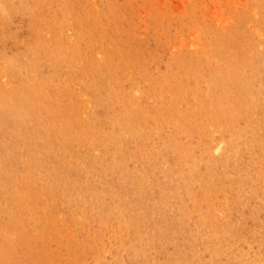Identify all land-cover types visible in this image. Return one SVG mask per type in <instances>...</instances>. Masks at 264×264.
<instances>
[{"label": "bare ground", "instance_id": "obj_1", "mask_svg": "<svg viewBox=\"0 0 264 264\" xmlns=\"http://www.w3.org/2000/svg\"><path fill=\"white\" fill-rule=\"evenodd\" d=\"M65 3L66 0H58L56 5L62 7ZM0 10L15 11V5L9 4L8 9ZM59 14L62 15L63 12ZM90 14L94 15V12ZM36 18L41 17L36 15L33 23ZM72 19L76 26L78 25L75 40L58 41L49 28L61 30L62 23L66 22L64 17L53 26L51 23L48 24L49 28L45 29L42 27L46 21L43 16V20H39L41 30L23 38L17 32L8 31V27L2 28L9 17L6 18L4 12L0 13V264L13 262L30 264L24 261V258L23 260L20 258L18 247L26 245L31 252L38 241L45 237L44 233L47 231L44 230H50L51 227L60 232L59 226L69 229L68 225L71 222L92 234L89 242L85 240L87 243L82 244L77 240L74 245L80 250L75 254L70 253L84 260L79 264H247V260L251 262L255 258L260 259V254L245 246L249 226L246 216L241 212L249 209V217L258 220L259 210L264 208L263 191L253 190L254 183L249 184L251 188L247 190H252L255 201L251 207H248L249 201L247 202L244 197L241 187L230 189L231 196L225 201L214 196L222 195L223 192L221 182L218 183L215 178L220 177L218 173L223 170L227 176L234 175L237 170L244 169L243 166L240 168L238 164H233L235 166H231L232 170L226 172L223 157L219 155L215 157L211 151L212 147L209 146L211 144L206 143L204 147L207 149L206 157L211 165L207 169L203 167L206 172L208 171L203 175L201 170L199 173V168L187 162L189 155L194 153L190 154L193 150L192 145L189 143L191 146L187 147L188 144L173 137L161 143L163 144L161 152L174 154L177 151L180 158H183L185 169L178 172L179 174L176 170H168L169 172L163 175L165 179L162 180V186L153 185L150 176H158L159 165L156 163L162 153H156L152 151L153 149L144 152L140 146L132 148L131 140L134 137L127 141L128 128L131 125L147 126L154 122L156 127L153 131L157 133L160 132L162 119H165L170 123L168 128L173 125L181 128L184 124L180 119L185 113L177 111V105L183 102V100L179 102L180 99H187L185 97L187 94H191L190 98L194 101H197V98L200 100L193 102L194 108L191 104L192 111H188L194 118L198 113L197 109L199 110L196 120L201 117L208 118L212 114L215 117L228 114L231 121L237 117L252 126L264 125V114L260 119L259 114L252 111V108L263 107L261 100L254 99L255 93L251 88L257 82L255 80L257 77L264 79V71L256 70L258 61L253 59L246 64L250 68L248 72L244 69L245 66L239 64L240 62L227 60L221 76L216 73L206 81L203 74L196 78L191 77V74H184L182 70L178 78L185 76V80L177 79L176 76L171 77L174 84L169 91H163L162 87L163 90H160L158 82L152 81L150 83L152 85L142 93L152 100L156 99L154 98L156 94H176L170 97L176 101L171 106L169 104L166 109L164 107V110L160 108L162 105L157 107L161 102L157 99L152 101L150 106H139L133 93L126 91L125 88L124 93L119 91V84L122 81L128 83L129 78H134L133 69L129 68L130 59L122 56L123 52H119V48L113 45L111 40V42L108 40L111 44L102 46L105 37L97 39L98 35H92L93 32L97 33V30L92 29L93 25L89 28L87 19L82 16ZM100 29H103L102 26ZM101 34L104 35V32ZM251 39L255 38L251 36ZM249 40H244L247 47L243 48L249 49L254 45L252 41L249 43ZM102 54H105L106 58H103ZM238 54L242 56L243 52L239 51ZM116 65L122 71L120 77L113 73ZM199 65L198 63V67ZM199 68L202 70L203 66ZM160 73L163 75V71ZM242 73L249 74L245 79H241L238 76ZM167 80H170V76ZM190 80L195 83L190 85ZM261 83L260 86L264 89V80ZM200 84L207 89V94L213 91L214 86L218 87V92L209 94L208 101L201 102L203 92ZM134 86L132 84L133 89ZM259 96L264 97L262 94ZM127 99L131 100L128 104ZM260 112H264V107ZM186 117L187 115L184 116ZM223 119L222 123L225 121ZM216 123L218 124V121ZM228 123H231L229 125L231 136H238L235 128H232L236 123L229 120ZM221 128L223 131L226 130L223 126ZM172 131L176 134L180 130L176 128ZM205 138L206 135L204 141ZM232 142L227 144L229 150H233ZM74 144L76 146L73 148H67ZM254 155L256 157L258 154ZM128 160H132L135 166L129 167ZM172 160L174 162V159ZM252 168L246 169L248 173L253 174V179L257 177L264 179V170L259 172ZM234 181L231 183L234 184ZM188 182L194 186L199 185L203 192L200 195L195 194L196 192L190 188L191 185L188 186ZM147 208L152 212H146ZM191 221L194 223L189 225ZM27 225H31L29 235ZM250 230L258 233L251 234L252 240L255 238L264 240V226L260 230ZM20 254L23 255V251Z\"/></svg>", "mask_w": 264, "mask_h": 264}, {"label": "rangeland", "instance_id": "obj_2", "mask_svg": "<svg viewBox=\"0 0 264 264\" xmlns=\"http://www.w3.org/2000/svg\"><path fill=\"white\" fill-rule=\"evenodd\" d=\"M8 1L7 0L4 1L6 3H4L3 1L2 2L0 1V9L1 8L2 9L3 8L8 9V5L13 4V5H15V11H1L0 10V13L4 12V15L6 16V18L9 17V20L3 24L2 28L8 27L7 28L8 31H13L14 33L17 32L19 35L21 34V36L23 38H26L27 35L32 36L35 34L36 31H40L41 30L40 27L42 25H43L42 27H44L45 29L49 28L48 24H50V23H51L50 25H52V26L55 25V23H57L59 19L61 20L62 17H64L66 22L62 23L61 26L63 28L61 30L53 29V28H49V29H51L53 31V35L58 41L75 40L76 34L78 33L77 32L78 25L76 26L72 17L82 16L85 18V20L87 19V21L89 22V28H92L91 26L93 25L92 29L97 30V33H98L97 34V33L93 32L94 34H92V35H98L97 39H99L101 37H103V38L105 37L104 39L106 42L103 39L102 44H101L102 46L107 44V43L108 44L112 43L113 45H115L119 48V52H123V53H121L122 56H124L127 60L130 59L129 62L131 64H130L129 68L133 69L132 77H134V78L133 79L129 78L128 83H127V81H125V82L122 81V83L119 84V87H120L119 91H122L124 93L125 90L126 91L129 90L131 93H133V96L136 97L135 98L136 101L138 100L139 106L140 105L141 106H150V105H152V101H154L156 99L158 102L161 101L159 103V106H157V107H160L162 105V107H160V108L161 109L163 108V110H164V107L166 109V107H168L169 104L171 106L172 103L175 102L176 100H173L175 98L170 99V97L172 98V96L176 95V94H156L154 96V98L156 97V99L152 100L151 97L148 98L146 96V94L142 93V92H146V90L152 85V84H150V83H152V81L158 82L160 90L164 89L163 91H165V90L169 91L168 89H171L173 84H174L171 80V77L173 78V76H176L177 79L184 78V79H180V80H185V76L178 78V75H180L182 73L181 72L182 70H183L184 74H187V75L191 74V77L192 76L198 77V75H199V77H201V75L203 74L205 76L204 78L206 81V80H209V78L211 79L212 75L215 76L216 73H217L216 75L221 76L220 74L223 72L224 68L227 65V62H225L227 60H230L231 62H235V61L236 62L238 61V63L240 62L239 64H241L242 66H245L246 68H244V69L249 72L248 69H250V68L246 64L248 62H250L251 60L255 59L256 61H258V65H257L256 70L259 69V70L264 71V0H83V1L82 0H73L74 4H73L72 0H69V1L66 0V3L62 4L63 5L62 7H60L61 5L59 7L57 6L58 0H49V1L48 0H39V1L38 0H20V1L10 0V2H8ZM51 1L53 2V5H52ZM37 3H39V4H37ZM71 3H72V5H71ZM76 5H78V7ZM39 7L40 8L42 7V8L40 9ZM53 8H54V10H53ZM61 8H62L63 14L61 12ZM79 8L81 11H79ZM85 8H86V10H84ZM55 9H57V10H55ZM63 9H65V10L68 9L69 12L68 11L64 12ZM91 12H94V15L90 14ZM59 13H61L63 16L60 15ZM96 13H97V15H96ZM98 13H99V16H98ZM100 14H101V16H100ZM36 15L39 18L41 17L40 19H42V20H43V16H45L46 21H44V23L41 25V24H39L40 19L36 18L37 20H35L33 23L32 20L34 19V17ZM87 16H89L90 18ZM102 16H103V18H102ZM98 17H99V19H98ZM100 25L103 28L102 30L100 29L101 28ZM97 27H98V29H97ZM103 32H104V35L101 34ZM132 34L134 35V37ZM251 36H253L255 39H251ZM110 37L114 40L108 39ZM118 39L119 40L122 39V40L120 42H118L119 41ZM245 39H250L249 43L252 41L254 43V45L252 47H250L249 49H245L247 47V43L244 41ZM108 40L109 41L111 40L112 42L110 41L111 43H109ZM114 43H116V44H114ZM121 43H123V44H121ZM245 43H246V46H245ZM117 44H119V45H117ZM243 47H245V48H243ZM115 48H114V50H115ZM243 50H245V51H243ZM239 51L243 52L242 56H240L238 54ZM101 56L103 58L104 57L106 58L105 54H102ZM189 58H190V60H189ZM146 59H148V60H146ZM152 59L155 61H153ZM149 61H150V63H149ZM135 62H137V63H135ZM178 62H179V64L180 63H182V64L178 65L177 64ZM198 63L200 64L199 67L203 66V68H202L203 71L198 67ZM148 64H150V66ZM181 66H182V68H180ZM253 66L254 65H251V67H253ZM142 67H144L145 69ZM149 68H150V70H149ZM100 69H98V70H100ZM217 69H218V71H217ZM208 70H210V72ZM161 71H163V75H161L162 74V73H160ZM167 71H169L170 73ZM171 71L172 72L174 71V72L171 73ZM190 71H193V72H190ZM208 72H209V74H208ZM211 72H212V74H211ZM113 73H114V75H117L120 77L122 71L116 65V67L113 70ZM149 73L152 75H150ZM156 73L158 75H156ZM205 73H207V74H205ZM167 74H169V75H167ZM248 74L249 73H245V74L242 73V75H239L238 77L241 79H243V78L245 79ZM135 75H136V77H135ZM141 75H143V76H141ZM153 76H154V79H153ZM169 76H170V80H167V79H169ZM219 78H222V77H219ZM161 79H163L164 82ZM131 80H135V81H132L133 82L132 83ZM143 80H144V82H142ZM160 80L162 81V83ZM255 80L258 82V84H257V82H255L254 85L251 86L253 92L255 93L254 99L255 100H257V99L261 100L262 105L264 107V103H263L264 97L259 96V94H262L264 96V89H263V87L260 86V84H262L261 82L264 79H260L257 77ZM199 81L201 82L202 80H199ZM4 82H6V81L4 80ZM194 83L195 82H192L190 80V85H193ZM132 84H133V86L135 85L134 86L135 90L133 89ZM136 86L140 89L138 90V88ZM161 87L163 89H161ZM124 88H125V90H124ZM144 89H146V90L144 91ZM200 89L203 92V94H201V95L204 96L203 98L201 96V102L208 101L209 94H216L218 92L217 86H214L213 91L209 94H207V89L202 84H200ZM136 92H137V94H135ZM138 92L139 93L141 92L142 94L141 93L139 94ZM242 94H245V93H242ZM135 95H138V96H135ZM144 95L146 97H144ZM164 95H166V96H164ZM190 96H191V94H187V96H185L187 99H180L179 102H182V100H183V102L177 105V111H179L181 113L183 112V114L185 113L184 116L187 115L186 118H184V116H182L184 119L183 118L180 119V122H182V124H184L183 125L184 127L183 126L181 127L183 129V131L181 128H178L174 125L169 126V128H168V125H170V123H168V121L165 119H162V121L160 123V132H157V133H156V131H153V129L156 127L154 122H150L148 124L149 127H148V125L147 126H139V127H133L131 125L128 128V130H129L128 135L129 136L127 137V141L129 140L130 137H134V139L131 140L132 148H134L136 146H140V149H142V151H144V152H148V151L153 149L152 151H155L156 153L157 152L162 153L161 149L163 148V144L161 145V143L163 141L173 139V137H174L177 141L180 140V141L184 142L185 144H188V145H186L187 147L190 144L192 145V146L191 145L190 146L193 148V150L190 151V154L192 152H194L192 154L193 155L195 154V156H193L192 154L189 155V158L186 156L188 158L187 162H188V164H191L193 167L196 166L197 168H199V170L197 169L199 171V173H201L200 172V170H201L202 174L205 175V173H208V171L206 172L207 167H209V165H211V164L208 163V160L206 157L207 149H205L204 147L206 146V143H210L211 145H209V146L212 147V150H211L213 152L212 154H214L215 157H218V155H219V157H223L222 160L226 165V167H225L226 172L229 173L232 170V169L230 170V168L233 164H238L240 166V168H242V166L244 167V169L242 168L243 170L242 169L237 170L236 174H234V175L230 174L231 176L230 175L227 176L223 172V170L218 173L221 178L220 177H215V178L218 181V183L221 182L220 186L222 187L221 191H223V192H222V195H219V194L214 195L215 198L218 200H221V201L227 200L231 196V193H232V190H230V189L237 186L236 188H238V189H240V187H241L242 192L244 194V197L247 199V202L249 201L248 207H251L253 204H255V201H253L254 198L252 195V190H247V188H251L249 184L254 183V186L252 189L253 190L257 189V190L263 191L262 198L264 199V179L258 178V177H257V179H253V177H252L253 174H251V172L248 173L247 169H246V168H252L253 167L252 170H255V171L260 172V171L264 170V159H263L264 153H262V150H264V139H263L264 138V125L259 126L258 124H256L255 126H252L249 123H247V121L239 120V119H237V117L234 119V121H231L232 119L229 117L228 114L227 115L224 114L223 117H220L217 115L215 117L212 114L213 116L210 115V116H208V118L205 117V119H204V117H201V119L199 118L200 120L199 119L196 120L197 115L199 113V110L197 109L196 112H198V113L195 114L194 118L192 117V115L188 114V111L189 110L192 111V105L194 108L195 103L197 101H200V100H198V98H197V101H194L190 98ZM206 96H208V97H206ZM163 97H165V99ZM166 99H168V100H166ZM129 101H131V100L127 99L126 103L128 104ZM185 102H187V103H185ZM193 102H195V103L192 104ZM143 103H144V105H143ZM263 107L252 108V111L254 113L259 114L260 119L263 118L264 112L263 113L260 112V111H262ZM210 117H211V119H210ZM218 117H220V118H218ZM216 118H218V119H216ZM223 118L225 119V121ZM222 119L224 121L223 123H222ZM228 120H229V122L236 123V125L233 126L232 128H235L236 134L238 136L241 134L239 137L238 136H236V137L231 136V134H230L231 131L229 130L230 129L229 125L231 123L227 124ZM217 121H218V124L216 123ZM188 122H189V124H188ZM238 122L240 124H238ZM206 123H207V125H206ZM202 124L205 125V127H203ZM195 125H197V126H195ZM213 125H215V126L212 127ZM221 125L226 130L223 131L221 128L222 127ZM134 128H135V130H134ZM176 128L179 129L180 131H179V133L176 132V134H174L175 131H172V130H174ZM195 128H197V129H195ZM163 130H164V132H163ZM248 130H250L251 132ZM152 132H154V133H152ZM189 132L191 135L189 134ZM200 132H201V134H200ZM167 133H172V135L171 134L169 135ZM192 135H193V137H192ZM205 135H206V138H205L206 140L204 141L203 138ZM242 135H243V137H242ZM167 136L170 138H167ZM175 136H177V137H175ZM262 136H263V138H262ZM217 137H218V139H217ZM184 138L186 139V141ZM235 140H236V142H234ZM249 140H252V141H249ZM200 141H202V142H200ZM231 142H232V144H234L233 150H231V149L229 150V148H228V145ZM203 144H204V146H203ZM241 144H242V146H240ZM250 144H251V146H250ZM151 145L154 148L153 147L150 148ZM159 145H160V147H159ZM197 145L199 147H197ZM74 146H76V144L71 145L67 148L71 149ZM145 147H147V148H145ZM156 147H157V150H156ZM159 148H160V151H159ZM256 148L258 149V151ZM178 150H180V149H178ZM200 152H201V154L199 155ZM223 152H225V154ZM240 152H241V154H240ZM170 153H168V154H170L171 156L166 154V152L162 153L163 155L161 154L159 156L160 158L157 160L159 163L158 162L156 163V165H159V167L157 166V169H158L157 171L159 172V173L157 172L158 176H156V177L150 176L152 178V179L150 178V182H152V181L155 182V183L152 182L153 185L156 184V185L162 186V180L165 179V178H163V175L165 173H168L169 172L168 170H170V171L176 170L177 172L176 171H174V172L178 173V172L182 171V169L183 170L185 169L183 158H180L178 152L176 151V152H174V154H173V152H170ZM202 153H203V155H202ZM254 154H258L260 157L258 158V155L255 157ZM133 157L135 159L137 158L135 156H133ZM170 157H171V160H170ZM175 157H178V159L177 158L175 159ZM238 157H239V159H238ZM235 158H237V159H235ZM172 159H174V162ZM243 159H245V160H243ZM205 160H206V162H205ZM168 161H169V163H168ZM246 161H248V162H246ZM243 162H244V165H242ZM259 162H261V163H259ZM161 163H162V166H161ZM204 163L205 164L208 163V164L205 165ZM127 164L129 167L135 166V164L133 163L132 160H128ZM169 165H170V167H169ZM233 166H235V165H233ZM166 167H169L171 169L166 168ZM203 167H205L206 169ZM218 167H220V164L218 165ZM234 169H236V168H234ZM178 174H177V176H178ZM221 175H224V176H221ZM228 177H230V178H228ZM243 177H244V179H243ZM224 178H226V179L224 180ZM176 179H179V178L176 177ZM230 179H231V181H230ZM233 180H235L234 184L231 183V182H233ZM247 180H248V182H247ZM187 184H188V186L191 185L190 188L192 189V191L194 190L196 192L195 193L193 191L195 194L200 195L203 192V190L201 189V187L199 185L194 186V184L189 183V182ZM227 185H229V186H227ZM148 197H150V196H148ZM249 211H250L249 209H245L244 212L243 211L241 212L244 216H246L248 226H249V228L246 232L245 246H246V248H250L249 250H252V251L260 254V259L255 258L251 262H249L247 260V264H264V240H262V238H255L254 240H252L250 238L251 234L253 233V231H251L250 229L260 230L264 226V208L263 209L261 208L259 210L260 213H259L258 220H254V218L252 216L249 217V215H250ZM146 212L150 213V212H152V210L147 208ZM218 216L224 217L223 215H218ZM252 220H254V221H252ZM71 221H69V222H71ZM193 223L194 222L191 221L189 223V225H192ZM50 225H53V224H50ZM75 225L77 227H75ZM258 225H259V227H258ZM255 226H257L258 228ZM29 228L31 229V225L30 226L27 225L28 235H29ZM59 228H60V232L62 235L60 234V232L58 230L56 231L55 229H52L51 227H50V230L49 229L44 230V232L47 231V232H49V234L47 232H45L44 234H45L46 238L44 237L43 238L44 240L43 239L39 240L37 245L35 247H33V251H31V252L34 254H32L30 252L29 247H27L26 245H24V247H23V245L19 246L17 252L22 253V251H23V253H24L23 254L24 256L19 253L20 258L22 260L24 258V261H26L30 264H58L59 262H60L59 264H76V263L79 264V263L83 262L84 260L82 258H76V255H71L70 253L74 252V254H75L76 251L80 250V248H75V245H74L77 240H79L82 244L89 242V237L92 236L91 232L90 231H89L90 233L88 231L85 232L84 230H82V228L78 224L72 223V222L69 223V225H68V228L70 230L67 229L66 227L62 228L61 226H59ZM254 234H258V233H253V235ZM66 243H68V244H66ZM60 244H62V245H60ZM21 248L24 250H22ZM35 248H38V249H35ZM60 256H61V258H60ZM34 258H35V260H34ZM47 258H50V259H47ZM52 261H53V263H52ZM13 264H14V262H13Z\"/></svg>", "mask_w": 264, "mask_h": 264}]
</instances>
